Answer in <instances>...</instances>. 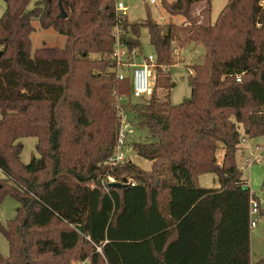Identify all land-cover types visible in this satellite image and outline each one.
Wrapping results in <instances>:
<instances>
[{"label":"trees","instance_id":"16d2710c","mask_svg":"<svg viewBox=\"0 0 264 264\" xmlns=\"http://www.w3.org/2000/svg\"><path fill=\"white\" fill-rule=\"evenodd\" d=\"M162 2L185 21L134 23L117 17L114 0H6L0 204L9 196L18 207L0 225L10 250L0 264H73L69 254L79 247L74 259L86 264H252L250 203L259 202L235 156L245 139L264 136V2L228 0L214 23L210 0ZM34 22L64 36V46L32 52ZM118 25L130 50L140 49L147 28L155 49L150 78L175 64L178 49L203 45V63L191 66L189 99L172 105L158 84L133 97L130 74L119 80L112 59ZM145 58L139 50L138 61ZM120 105L147 139L132 146L153 163L150 173L130 161L105 166ZM26 137L38 140L39 157L23 165ZM107 173L136 185L106 190L99 179ZM205 174L218 187L201 186Z\"/></svg>","mask_w":264,"mask_h":264},{"label":"rangeland","instance_id":"374dc122","mask_svg":"<svg viewBox=\"0 0 264 264\" xmlns=\"http://www.w3.org/2000/svg\"><path fill=\"white\" fill-rule=\"evenodd\" d=\"M128 8L127 17L131 22H144L147 20H153L161 25L168 24L170 22L175 24H181L185 20L181 16L171 17L164 9L163 2L156 0V4H151L150 0H121ZM166 3H172L175 0H163ZM211 1V21L216 22L220 13L227 5L228 0H210ZM202 9L201 6L193 8V15L198 16V12ZM7 10V3L5 0H0V19L3 17ZM36 31L32 34V52L34 50L43 47H63L65 44V37L56 33L53 29L41 30L38 22H34ZM140 52L142 57H148L155 55V49L150 43V36L147 28L143 27L140 32ZM138 50V51H139ZM175 64L173 66H166L165 73H153V77L150 78V86L155 89L158 84V94L162 99L168 100L172 105H179L185 100L191 97V87L189 86V77L191 73V66L193 64H201L204 60L205 48L203 45H192L181 51H176ZM162 82L163 85H160ZM160 85V86H159ZM170 86L166 88V86ZM72 92V90H71ZM97 130V127H96ZM135 141H147L144 134L135 131L132 139L128 142V146L125 150L127 160L137 165L143 172L150 173L153 169V163L146 160L135 152L132 144ZM23 144V150L20 155V162L25 165L28 164L32 157H39L36 149L38 140L34 137H26L21 140ZM259 161L253 163L249 169L247 167V159H254L258 157ZM235 162L238 169L241 172V179L243 183L247 184V187H251V193L259 199L262 206L260 211H264V136L245 139L240 149L235 156ZM201 181L202 186L211 185L215 187L217 185L214 175L205 174ZM4 178V175L0 171V179ZM208 183V184H207ZM259 202V201H258ZM18 202L12 197H6L0 204V225L7 226V224L15 218ZM257 226L251 229V243L253 260L259 261L264 258V213H259L253 216ZM61 225L53 226V230L61 229ZM70 253L72 262L76 263V252H82L83 248L79 247ZM0 254L4 257L10 255L8 241L5 235L0 231Z\"/></svg>","mask_w":264,"mask_h":264},{"label":"built area","instance_id":"2783aa9c","mask_svg":"<svg viewBox=\"0 0 264 264\" xmlns=\"http://www.w3.org/2000/svg\"><path fill=\"white\" fill-rule=\"evenodd\" d=\"M115 1V12L118 18H123L127 15L128 8L121 0ZM264 2V0H262ZM151 4H156V0H150ZM120 26L118 25L114 31V46L112 59L117 66V78L119 80H125L126 75L130 74L131 77V89L132 95L134 98H141L148 95L150 90V73L151 68L155 66V59L152 55L145 58L143 61H138V50H130L121 42L120 38ZM125 69H128L125 71ZM166 69H164L165 71ZM237 81H240L237 79ZM122 99L118 98V102H121ZM118 135L116 139V144L113 149V153L105 162V166L109 167L111 170H114L117 167L124 165L128 160L126 157L125 150L128 146V142L132 139L135 129L133 125L128 120V117L124 109L119 106L118 110ZM259 161L258 157L254 159H247V167L250 169L254 162ZM123 180L118 181L116 177L110 174H104L100 179L99 183L104 189H108L110 184L122 183ZM134 187L136 185L135 181L128 179V185ZM246 185V183H244ZM250 215L251 223L250 227L255 228L257 223L253 219V216L259 213L258 203L254 200L250 203ZM73 264H86V262H76Z\"/></svg>","mask_w":264,"mask_h":264},{"label":"water","instance_id":"95a60500","mask_svg":"<svg viewBox=\"0 0 264 264\" xmlns=\"http://www.w3.org/2000/svg\"><path fill=\"white\" fill-rule=\"evenodd\" d=\"M161 1H163V0H161ZM59 5H60V11H61L60 16H61V18L66 19L67 18V14L64 11V8H63L61 2L59 3ZM1 57H2V52L0 51V58ZM127 185H128V179H123L122 183L110 184L109 188H123V187H125Z\"/></svg>","mask_w":264,"mask_h":264},{"label":"crops","instance_id":"0c3cea01","mask_svg":"<svg viewBox=\"0 0 264 264\" xmlns=\"http://www.w3.org/2000/svg\"><path fill=\"white\" fill-rule=\"evenodd\" d=\"M208 175H209V174H208ZM203 176H205V175H202V176H200V178H199L200 185L202 184L201 181H202V179L204 178ZM207 184H208V183H207ZM246 185H247V184H246ZM201 186H202V185H201ZM203 187H212V186H211V185H206V186H203ZM215 187H218V185H215ZM250 188H251V187H250ZM254 194H255V193H254ZM258 201H259V204H258V205L260 206V207H259V208H260L259 211H260V210H261V206H262L261 204H263V203H261L259 199H258ZM256 226H257V225H256ZM252 248H253V247H252V243H251V263L254 264V263L257 262V261H254L253 258H252V257H253V254H252Z\"/></svg>","mask_w":264,"mask_h":264}]
</instances>
